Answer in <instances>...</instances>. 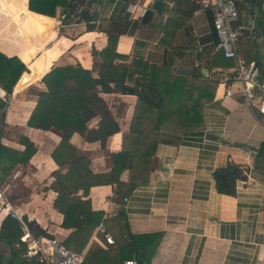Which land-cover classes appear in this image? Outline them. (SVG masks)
<instances>
[{
  "label": "crops",
  "instance_id": "obj_1",
  "mask_svg": "<svg viewBox=\"0 0 264 264\" xmlns=\"http://www.w3.org/2000/svg\"><path fill=\"white\" fill-rule=\"evenodd\" d=\"M13 1L0 0V6ZM153 1L136 0L127 6L119 0L94 4L92 10L97 20L93 31H87L83 23L67 21L60 25L57 9L55 17L45 16L55 24L50 31L37 36V45L28 44L17 55L16 47H10L9 53L2 51L6 47H0L5 56H17L23 64H31L30 74L13 87L8 100L0 87V98L7 103L6 109L0 111V142L22 153L25 148L21 137H25L36 149L26 164L18 163L15 156L1 161L2 186L12 208L22 219L35 221L61 241L67 238L71 230L61 228L62 216L53 207L56 193L50 188L54 171L62 175L67 172L66 165L59 168L51 157L63 133L54 128H31L27 122L39 94L46 91L41 82L43 76L53 67L79 65L97 78L102 61L93 51L99 53L106 47L104 31L116 34L120 28L123 32L118 37L115 52L124 58L114 63L128 65L132 57L154 64L166 61L175 69L184 67L215 73L218 80L214 82L218 84L214 91H209L212 99L202 108L201 127L195 132L176 134L179 137L176 144L156 147L145 184L133 187L122 203L117 200L115 185L91 187L88 197L83 199L90 200L93 211L103 212L105 225H102L110 236L107 222L120 211L126 217L131 235L161 233L162 238L149 258L151 264H264V160L257 159V151L264 144L263 117L240 104L236 94L239 86L228 80L231 68L211 64L218 54L212 14L197 12L198 0L162 1L163 11H173L182 25L178 29L173 26L164 43L158 45L164 36L159 25L165 21V13L155 12L146 24L135 23ZM236 4V25L246 28L249 21L255 19L257 24L253 27H259L260 40H263L264 0H254L249 7L242 0H237ZM26 6L28 8V0H21L8 22ZM8 22L0 27V34ZM237 50L245 61L254 63V56L264 58V49L256 54L248 39H242ZM228 85L233 95L224 97ZM98 96L103 100L105 112L117 123L119 133L98 141H87L84 135L73 133L68 143L76 149L78 157L90 161L92 173L107 174L112 167L110 155L121 150L122 134L129 132L136 97L127 93H99ZM97 122L98 118L93 119L88 128L95 129ZM228 163L239 169L247 168L242 172L243 178L236 181L233 195L218 193L213 180V172ZM119 180L128 183L129 171H123ZM95 239H103L97 230L83 250L85 253L90 244L96 243Z\"/></svg>",
  "mask_w": 264,
  "mask_h": 264
},
{
  "label": "trees",
  "instance_id": "obj_2",
  "mask_svg": "<svg viewBox=\"0 0 264 264\" xmlns=\"http://www.w3.org/2000/svg\"><path fill=\"white\" fill-rule=\"evenodd\" d=\"M102 1L104 0H28V8L26 6L21 14L9 22L11 14L21 0L2 5L0 27L5 26L7 22L9 24L0 34V38H4L0 47H6L2 51L7 53L10 52V47H16L17 55L28 44L37 45V36L53 28L54 20L45 16L55 17L59 8L64 9V23L71 17H78L75 23H83L87 31H93L97 15L92 7ZM132 1L136 0H119L125 6ZM242 2L249 7L254 0ZM236 3L237 0V7ZM81 6H84L83 10L78 16L75 15L76 9ZM162 13L167 17L159 25L164 36L158 45L164 43V38L169 36L168 32L173 26L178 29L182 25L175 18L173 11L162 9ZM248 14L250 17L253 15L251 9ZM139 22V19L136 20V25H139ZM258 28L244 31L237 47L242 39H248L252 41L256 54L264 49V33L263 40H260ZM260 28L263 29V26ZM6 31L13 35L12 39L7 37ZM122 32L120 28L116 34L104 31L107 36L106 47L99 53L93 51V55L102 61L97 78L79 65L57 66L46 73L41 80L46 91L39 94L37 104L27 122L31 128H54L63 133L62 141L51 157L59 168L66 165L67 172L62 175L60 171H54L50 188L56 193L53 207L62 216L60 226L71 230L62 243L76 252H82L86 248L99 224L105 225L103 212L93 211L90 200L83 199L88 197L89 189L94 186L115 185L117 200L122 203L133 187L143 185L149 180L151 158L159 144H176L179 140L176 134L195 132L201 127L202 108L212 99L209 91H214L218 84L211 79L177 74L175 68L166 61L154 64L140 57H132L128 65L114 63L115 60L124 58L115 52L118 37ZM238 56L244 60L239 54ZM211 64L222 69L234 66V62L225 59L220 51L212 58ZM254 64L258 71V81L263 83L264 58L254 56ZM30 67L31 64H23L17 56L7 57L0 52V87L5 92L6 100L11 96L13 87L30 74ZM126 87L131 90L130 94L136 97L129 132L122 134L121 150L110 155V172L94 174L89 169L90 161L85 157H78L76 149L68 143L69 137L78 133L84 135L87 141H98L119 133L117 123L105 112L103 100L98 94H121ZM94 91L97 93L93 95ZM0 93L2 94L1 91ZM6 107L7 103L0 98V111L3 112ZM95 118H98L96 128L89 129L88 124ZM21 143L25 149L22 153H17L0 142V163L15 156L18 163L26 164L36 149L25 137H21ZM257 154V159L264 160L263 143ZM125 170L129 171V181L126 184L119 180ZM242 178V173L232 163L213 172L215 188L218 193L224 195H233L236 181ZM79 192L82 194L78 195ZM23 220L35 235L52 238L35 221H29L26 217H23ZM107 228L115 244L107 246L106 249L96 243L90 244L83 264H122L123 261L133 259L132 256L137 263L151 264L149 258L162 238L161 233L131 235L122 211L107 222ZM19 236L18 223L8 216L0 217V244L8 252L7 257L0 253V264H34L24 261L20 251L16 249Z\"/></svg>",
  "mask_w": 264,
  "mask_h": 264
},
{
  "label": "built area",
  "instance_id": "obj_3",
  "mask_svg": "<svg viewBox=\"0 0 264 264\" xmlns=\"http://www.w3.org/2000/svg\"><path fill=\"white\" fill-rule=\"evenodd\" d=\"M197 12L209 11L212 14V26L217 36V50L225 59L232 60L228 80L238 84L236 94L240 98V104L256 110L264 120V84L258 81V71L254 63H246L237 53V42L244 31L251 30L253 25L246 28L237 26L238 10L235 0H198ZM82 7H78L75 15H79ZM58 18L60 25H64V9L59 8ZM249 13V11H248ZM78 17H75L77 20ZM74 24V23H73ZM233 91L231 85L225 86L224 97H231ZM264 124V121H263ZM8 216L19 225V242L15 245L21 253V257L34 264H83L85 252L72 251L62 241L55 237L48 238L35 235L21 216L12 208L6 192L0 180V217ZM103 235V239H95L97 245L106 249V246L115 244L112 236L106 233L105 227L99 224L97 229ZM128 239V238H126ZM122 264H138L134 259L123 261Z\"/></svg>",
  "mask_w": 264,
  "mask_h": 264
},
{
  "label": "water",
  "instance_id": "obj_4",
  "mask_svg": "<svg viewBox=\"0 0 264 264\" xmlns=\"http://www.w3.org/2000/svg\"><path fill=\"white\" fill-rule=\"evenodd\" d=\"M163 7V2L161 0H154L152 5L150 7H147L140 19V22L141 24H146L150 18L153 16V14L156 12V13H159L161 11ZM249 23H251L252 25H256L257 24V21L255 19H251L249 21ZM175 72L177 74H180V75H186V76H193V75H196L200 78H204V79H211L213 81H217L218 80V76L217 74L215 73H210L209 71L207 70H203V69H192V68H184V67H178L175 69ZM131 90L129 88H125L123 90V93H127V94H130ZM2 94L0 93V96ZM247 168H238V171L239 172H244L246 171ZM138 264H142L141 262H139Z\"/></svg>",
  "mask_w": 264,
  "mask_h": 264
},
{
  "label": "rangeland",
  "instance_id": "obj_5",
  "mask_svg": "<svg viewBox=\"0 0 264 264\" xmlns=\"http://www.w3.org/2000/svg\"><path fill=\"white\" fill-rule=\"evenodd\" d=\"M82 8H84V6H81ZM63 9V8H62ZM57 20H58V22H60L61 20L59 19V18H57ZM68 22H69V24L70 23H74L75 24V22H76V20H75V17H71L70 18V20H68ZM55 24V23H54ZM61 27V26H60ZM6 35H7V37L8 38H10V39H12L11 37H13V35L11 34V33H9L8 31H6ZM9 39V40H10ZM0 42H4V38H0ZM58 240H60V239H58ZM61 241V240H60ZM0 253H1V255L3 254V257H7L8 256V252H7V250L2 246V244H0ZM23 259V258H22ZM24 260V259H23ZM25 261V260H24Z\"/></svg>",
  "mask_w": 264,
  "mask_h": 264
}]
</instances>
